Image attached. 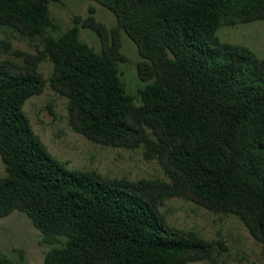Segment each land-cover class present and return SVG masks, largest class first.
<instances>
[{
    "label": "trees",
    "instance_id": "obj_1",
    "mask_svg": "<svg viewBox=\"0 0 264 264\" xmlns=\"http://www.w3.org/2000/svg\"><path fill=\"white\" fill-rule=\"evenodd\" d=\"M57 1L0 0V25L41 40L36 54L22 53L26 65L0 56V217L27 215L49 246L43 264L214 262L223 243L170 225L160 205L171 197L234 214L263 240L264 59L217 30L264 19V0H90L113 12L115 26L98 21L91 4L55 36ZM80 26L96 33L100 50L79 38ZM120 31L141 57L138 98L121 78ZM45 59L75 131L141 146L167 179L110 178L54 157L23 109L46 85L36 69ZM16 252L0 251V264H29Z\"/></svg>",
    "mask_w": 264,
    "mask_h": 264
},
{
    "label": "rangeland",
    "instance_id": "obj_2",
    "mask_svg": "<svg viewBox=\"0 0 264 264\" xmlns=\"http://www.w3.org/2000/svg\"><path fill=\"white\" fill-rule=\"evenodd\" d=\"M91 4L95 9L94 17L111 30L115 26V15L106 7L90 0H59L49 5L53 23L57 27L50 33L59 35L72 26L74 17H86ZM217 36L223 41L248 47L264 59V19L248 23H223L217 30ZM79 38L95 50H100V39L90 28L80 26ZM120 39V50L124 57L119 62L121 78L127 90L138 98V91L144 85L137 72V63L141 57L135 43L124 31H120ZM39 48V38L29 37L19 30L0 25L2 58L23 66L27 62L22 53L36 54ZM36 69L46 80V85L40 94L33 95L24 102L23 109L33 131L54 157L68 168L94 170L110 178L167 179L157 160L144 157L141 146H108L91 141L75 131L69 121L67 97L53 89L48 82L53 73V64L47 59L41 60ZM4 174L5 166L0 157V177ZM160 210L170 225L194 230L207 239L223 243L214 262L204 260L187 264H264V239L255 238L236 215L214 212L179 197L164 200ZM40 240V231L24 213L15 210L0 217L1 252L15 258L16 249H22L29 264H43L44 254L49 246L41 244Z\"/></svg>",
    "mask_w": 264,
    "mask_h": 264
}]
</instances>
